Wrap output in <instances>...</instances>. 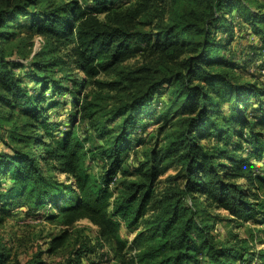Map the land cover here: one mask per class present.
<instances>
[{
  "label": "trees",
  "instance_id": "16d2710c",
  "mask_svg": "<svg viewBox=\"0 0 264 264\" xmlns=\"http://www.w3.org/2000/svg\"><path fill=\"white\" fill-rule=\"evenodd\" d=\"M129 2L0 0V225L58 221L49 254L87 219L120 264H264L214 212L264 227V0ZM35 36L44 51L15 57ZM0 264L22 263L0 243Z\"/></svg>",
  "mask_w": 264,
  "mask_h": 264
},
{
  "label": "rangeland",
  "instance_id": "374dc122",
  "mask_svg": "<svg viewBox=\"0 0 264 264\" xmlns=\"http://www.w3.org/2000/svg\"><path fill=\"white\" fill-rule=\"evenodd\" d=\"M130 2L127 4H132L136 0H129ZM178 10H181L184 7V4L181 3L177 5ZM23 31H27L26 28ZM27 38L25 35L21 37V39ZM245 42H242V44ZM12 49H15V57L21 55H29L28 59H32L33 61L41 54L45 49V43L43 39L39 36H35L34 39L31 40L25 45V41L19 40L12 45ZM239 48V47H238ZM131 66L136 65L138 62L136 60L129 61ZM240 74L243 77V80H253L255 77L251 72H248L242 65H239ZM246 70V71H245ZM66 99V98H65ZM69 109L66 108L65 105H61L57 109H55L52 113L53 119L61 122H65L63 128L68 127L69 123ZM157 124H151L148 127V130L156 131ZM4 134V130L0 128V135ZM0 148L4 149V142L1 141L0 138ZM140 154V152H139ZM136 154L133 160L129 161V165L127 163V167L133 166L132 163L137 162L142 159V156H138ZM141 157V158H140ZM176 171L171 170L163 179H165L168 175H175ZM262 197L264 199V190L261 192ZM19 211L16 210L15 216L11 218H7L3 224L0 225V243L5 246L11 254L13 261H19L22 264H30V262L39 254L46 264H67L68 261L73 258V253L76 249H78L82 244L86 243L88 245H92L95 247V251L93 253H89L87 255H83V264H120L119 260L114 256V252L111 246L108 243L100 245L98 243V227L93 225L89 220L84 219L76 223L73 227L69 229V240L67 244L57 251L54 254L47 253L48 248L51 245V241L54 237L59 235L63 230L64 226H62L58 221L48 220L44 215L35 216V217H26L22 218L18 217ZM218 216L215 220V232L221 239L225 240L230 237L232 233H240V236L243 238H253L251 233L255 232L257 237H255V242L250 241V243H255L256 250L264 249V232L261 225L257 222V226L248 225L251 227V232L247 231L248 226L239 227V223H231L228 220V214L225 211H214ZM261 219L263 218L260 215ZM121 235L123 239L127 241H132L135 233L129 232L125 226L121 229ZM133 253H129V257Z\"/></svg>",
  "mask_w": 264,
  "mask_h": 264
},
{
  "label": "crops",
  "instance_id": "0c3cea01",
  "mask_svg": "<svg viewBox=\"0 0 264 264\" xmlns=\"http://www.w3.org/2000/svg\"><path fill=\"white\" fill-rule=\"evenodd\" d=\"M22 210V209H21ZM20 210V212L19 213H17V214H19V216L18 217H20V218H22L23 216H25V214H23V212ZM17 211H19L18 209H17ZM15 216V215H14ZM13 217V216H12ZM9 218H11V217H9Z\"/></svg>",
  "mask_w": 264,
  "mask_h": 264
}]
</instances>
